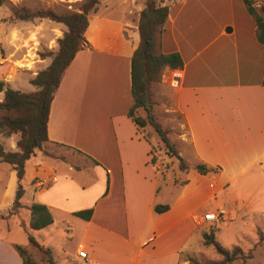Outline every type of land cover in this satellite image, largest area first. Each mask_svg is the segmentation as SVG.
<instances>
[{
  "label": "crops",
  "instance_id": "0c3cea01",
  "mask_svg": "<svg viewBox=\"0 0 264 264\" xmlns=\"http://www.w3.org/2000/svg\"><path fill=\"white\" fill-rule=\"evenodd\" d=\"M160 1L168 6V16L156 51L178 52L183 65L164 67L150 90L165 115H179L193 154L191 167H178L181 183L162 172L151 162L158 136L148 137V126L138 127L128 116L130 63L144 1L104 0L105 13L98 2L88 16L86 45L65 69L50 104L48 141L25 164V219L12 223L25 232L28 207L46 205L53 222L29 232L51 252L53 241L63 240V261L57 258V264H186L193 242L210 224L203 220L205 213L227 211L219 230L229 221L264 216V45L256 38V24L243 0ZM113 5L123 7L122 18L108 12ZM4 61L0 57V80L13 87ZM49 62L39 57L37 71ZM18 138L19 133L0 131L6 151L17 150ZM57 148H76L93 159L71 151L90 162L91 178L82 179L81 167ZM199 161L217 170L200 173L193 167ZM16 181L15 171L0 162V215L8 213ZM156 204L168 208L156 212ZM87 208H92L88 220L73 214ZM16 237L0 233V264H22L15 245L38 260L28 239ZM80 247L85 258L77 254Z\"/></svg>",
  "mask_w": 264,
  "mask_h": 264
},
{
  "label": "trees",
  "instance_id": "16d2710c",
  "mask_svg": "<svg viewBox=\"0 0 264 264\" xmlns=\"http://www.w3.org/2000/svg\"><path fill=\"white\" fill-rule=\"evenodd\" d=\"M4 1L0 0V5ZM98 2L99 0H84L77 11L68 13L37 10L32 13L24 11L18 15L20 19L29 20L35 17L48 18L57 23H62L66 29L62 36L57 39V49L41 54L42 56L48 55L50 62L30 79V83L35 87L34 91L23 92L11 88L3 80H0V92H3V98L0 101V131L3 130L7 135L14 132L19 133L16 151H6L0 144V161L9 164L10 168L15 171L17 178L9 212L2 216L3 218L16 214L22 208L21 198L26 185L24 181L25 164L36 155V151L42 147V144L48 141L47 121L50 104L65 69L76 52L86 45L84 31L88 25V16L96 10ZM243 2L256 24V38L264 45V20L256 14L252 0H243ZM167 16L168 6L162 4L160 0H145L144 6L139 12L137 21L139 43L132 53L130 63L132 105L128 110V116L138 127L151 126L159 140L168 149H172V144L166 134L167 131L157 121L153 113V100L150 90L151 85L159 79L164 67L177 69L183 65L182 57L178 52L159 53L156 51L157 37ZM262 82L264 84V76ZM139 110H143L144 114L140 113ZM72 150L90 158L76 148ZM174 155L177 154L174 153ZM154 161L152 157L151 162L154 163ZM178 167L181 170H187L191 165L179 161ZM193 167L203 174L217 170L202 161L195 163ZM167 208L168 205L166 204L154 206L156 212H163ZM28 209L31 214L28 225L30 229H41L53 222L52 215L46 205L34 202ZM73 214L88 220L92 214V208L75 211ZM25 233L30 245L37 249L39 259L36 260L27 254L24 247L15 245L22 258V264H57L48 246L39 243L27 230ZM202 236L204 243L211 245L216 253L221 256V259L206 263L194 262V264H230L237 260H240L241 264H247L245 261L253 257L255 246L264 243V234H260L254 247L244 252L239 246L226 248L219 244L215 240L213 229H210L209 232H203Z\"/></svg>",
  "mask_w": 264,
  "mask_h": 264
},
{
  "label": "rangeland",
  "instance_id": "374dc122",
  "mask_svg": "<svg viewBox=\"0 0 264 264\" xmlns=\"http://www.w3.org/2000/svg\"><path fill=\"white\" fill-rule=\"evenodd\" d=\"M84 0H5L0 5V57L8 64V75L12 77L11 88L21 90L23 92H32L35 87L29 82V78L32 73L38 70L35 65L36 60L41 57L44 59H50L48 55L42 56L41 54L55 51L57 49V39L62 36L66 27L62 23H57L48 18L35 17L32 19H20L18 15L27 12H35L37 10H53L56 13H68L77 11ZM106 1V0H105ZM113 2L115 0H108ZM145 2V0H143ZM256 14L262 17L264 20V0H252ZM104 0H99V12L105 13L107 8L103 6ZM112 12V15L116 18H122L124 15V9L120 5H113V9H109L108 12ZM254 20V19H253ZM47 61L41 66H45ZM153 113L163 128L167 131V137L172 144V149H168L157 137L152 142L151 154L155 163H159L160 169L164 173H168L177 183H181L184 176L178 171L179 160L174 153L182 157L181 161L190 163L192 160V150L188 140L183 137V127L180 126L179 115H165L158 105H155L153 101ZM4 135L3 130H1ZM148 137L152 135L157 136L154 129L148 125L147 130ZM59 153H63L70 162L76 166H80L82 169L81 178L88 180L90 177L91 164L87 159L72 154L73 150L56 149ZM1 162V161H0ZM5 163V162H4ZM10 168V165L5 163ZM11 169V168H10ZM244 179V177L240 178ZM24 181L27 182L26 177ZM26 197L23 201H27ZM264 206V203H263ZM219 209V208H218ZM216 209V210H218ZM214 210V211H216ZM20 214L12 216L11 219H0V233L6 236L8 239L13 240L19 236V240L27 243L26 233L15 226L13 221L15 219H25L26 210L20 209ZM264 213V207L261 209ZM9 212V209H8ZM8 214V213H7ZM227 211L222 216L221 221L217 224H209L204 232H209L210 229L214 230L215 240L226 248L232 246H239L244 252L252 249L257 243L259 235L257 234V227L264 232V216H252V218H239L234 221H229L228 224H224L223 228L219 230L218 225L228 220ZM4 215H0L2 217ZM12 225L9 230H6V225ZM7 226V227H10ZM28 232L33 231L29 227L26 229ZM65 232L61 233L63 235ZM40 238H42L40 236ZM63 240L56 238L53 241L52 255L55 259H58L59 263L63 261V255L61 253L60 244ZM194 252L189 254V259L186 264L206 263L210 261H216L221 259V256L216 253L211 245L204 243L202 236L201 240H195ZM42 244V243H41ZM261 245H264L262 243ZM255 246L252 259L245 261L247 264H264V246L257 249ZM192 258V261H190ZM184 264V263H181ZM230 264H241L240 260H237Z\"/></svg>",
  "mask_w": 264,
  "mask_h": 264
},
{
  "label": "built area",
  "instance_id": "2783aa9c",
  "mask_svg": "<svg viewBox=\"0 0 264 264\" xmlns=\"http://www.w3.org/2000/svg\"><path fill=\"white\" fill-rule=\"evenodd\" d=\"M225 214V209H218L216 211L207 212L203 215V220L211 224H217L221 221L222 216ZM79 257L85 258L86 252L83 248L77 252Z\"/></svg>",
  "mask_w": 264,
  "mask_h": 264
},
{
  "label": "water",
  "instance_id": "95a60500",
  "mask_svg": "<svg viewBox=\"0 0 264 264\" xmlns=\"http://www.w3.org/2000/svg\"><path fill=\"white\" fill-rule=\"evenodd\" d=\"M227 30H230V27H228ZM176 157H177V159H179V160L182 159V157H181L180 155H178V154L176 155Z\"/></svg>",
  "mask_w": 264,
  "mask_h": 264
}]
</instances>
